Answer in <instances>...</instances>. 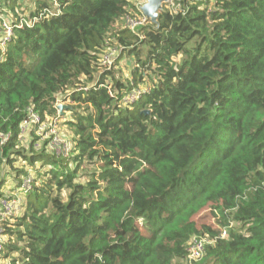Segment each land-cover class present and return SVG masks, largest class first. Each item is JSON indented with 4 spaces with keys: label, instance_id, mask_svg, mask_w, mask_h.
Instances as JSON below:
<instances>
[{
    "label": "trees",
    "instance_id": "trees-1",
    "mask_svg": "<svg viewBox=\"0 0 264 264\" xmlns=\"http://www.w3.org/2000/svg\"><path fill=\"white\" fill-rule=\"evenodd\" d=\"M9 2L14 9L16 1ZM56 2L36 0L31 15ZM175 2L174 9L164 5L159 26L148 19L138 31L116 28L123 17L143 14L129 0H59L61 15L15 28L0 61V132L9 134L6 142L0 136V152L19 142L28 97L48 120L55 77L36 75L38 63L44 76L55 73L60 82L85 74L96 83L70 97L93 109L67 122L80 135L76 169L64 175L41 163L47 179L20 193V210L0 223L1 235H9L0 252L12 264H181L189 241L205 234L214 243L208 241L192 264H264V0ZM109 45L134 54L133 81L101 66L100 49ZM176 53L179 62L171 60ZM148 72L155 82L124 104L122 97ZM33 147L16 156L29 165L47 162ZM141 159L147 167L137 174ZM15 160L8 155L4 166ZM81 167L92 168L87 182L73 185ZM22 175L24 169L14 179ZM53 183L71 188L66 205L53 194ZM6 184L0 177V198L8 194ZM133 195L136 207L121 220ZM210 204L226 238L191 220Z\"/></svg>",
    "mask_w": 264,
    "mask_h": 264
},
{
    "label": "clouds",
    "instance_id": "clouds-1",
    "mask_svg": "<svg viewBox=\"0 0 264 264\" xmlns=\"http://www.w3.org/2000/svg\"><path fill=\"white\" fill-rule=\"evenodd\" d=\"M145 0H129V3H136L137 7H139V3H143ZM223 0H221V3ZM215 7V5H213ZM223 10V9H221ZM45 11L48 13L46 19L51 20L53 16H59L61 15L60 10V4L59 0H57L56 3L52 5V8L45 9ZM0 13H3L5 16V27H7V17H10L11 11L9 10L8 6L6 4L0 3ZM43 15V13H42ZM38 19V18H37ZM37 22L34 20H24V23L28 25L29 28L33 27V24ZM22 26V25H21ZM105 39L104 44L108 45L110 43V40L108 39L109 33H104ZM141 39H143V36H141ZM101 51L108 53L109 58H114L116 55H118L119 52V46L113 47H103L100 49ZM92 55H96V51L94 50ZM182 58L181 53H176L171 57V60L173 62H179ZM105 59L104 56H100L99 60L103 61ZM43 71H46L45 69H41L39 66V63L37 64L36 68L34 69V72L36 75L41 76L44 80H52L53 77H55V81L52 84V87L49 89L48 95L51 98H54V103L52 104L51 108L49 109L50 115L48 116V120L40 124L39 127L36 126L37 121L39 120V116L32 112V108L35 107L34 104L31 103V97H28V105L24 109V111H27L30 114V119L25 121L23 123V131L19 134V142L16 143L12 149H10L8 152H0V177L4 178L7 183L6 192L11 193L14 196H17V200L14 203H18L19 199L22 198L20 196V193L23 192L22 185L18 186V181H33L37 186L42 185L44 180L47 179V177H44L42 175L44 169H40V164H45V169H52L54 171H60L63 169V174L67 175L68 173H71L73 169H76V165L80 163L78 159H74V157H78L80 155V148H79V140L80 135L77 133L76 129L74 127L67 126L64 122L65 121H72L73 124L77 122L78 117H87L89 114V111H92V105L89 104H75L72 111H67L65 115L60 118L58 116V112H52V108H55L56 105L65 103V102H71L70 97L72 93L79 92L83 90L84 93L87 92L88 88H92L96 81L95 79L89 81L87 75L80 74L77 79H73L70 82H60L59 77L53 73L52 76H44ZM93 76L96 75L95 72L92 73ZM125 76L128 75L127 72L124 73ZM47 87V85H44ZM140 91H146V88L143 84L140 85L137 95ZM23 99V97H22ZM126 105H121V107H125ZM15 110V109H14ZM7 119V117H5ZM47 142V143H45ZM36 148L37 151H42L43 154L48 158L47 162L44 160H37L35 164L29 165L27 160L23 159L22 156H16V151L20 149H28L30 145H33ZM105 151H111L109 148H105ZM8 155H13L16 158V166L15 168H9L4 166V161L6 160ZM131 155L130 153L128 154ZM63 157V158H61ZM93 160L96 159V156L93 155L91 157ZM66 164V167H65ZM114 167H117V165H113ZM147 167L146 161L141 159L138 162L137 165V174L143 173L144 169ZM23 168L27 175L26 176H20L16 177V179H13L16 172ZM91 171V167H81L76 170V173L71 181V183L78 184V183H86V178L82 175L85 171ZM122 170V169H121ZM101 186H103V182H101ZM53 194L56 196H59L61 199V202L63 204L68 203L69 199V193L71 191V188L67 185H64L62 187H57L55 183L51 185ZM247 199V197H245ZM88 205L85 204L84 207H87ZM136 207V197L133 195L127 202L126 206L124 207V210L122 214L120 215V219H126L128 218L132 213L133 210ZM45 215L50 214V209L46 208L44 210ZM136 221L140 224L144 223V217L139 216L136 217ZM224 237H227V232L224 233ZM3 239H7L4 237ZM203 243V242H202ZM209 243H214V241H209ZM14 256L19 255V253H13ZM99 255V254H98ZM11 259V258H9ZM0 264H9L8 260L0 262Z\"/></svg>",
    "mask_w": 264,
    "mask_h": 264
},
{
    "label": "built area",
    "instance_id": "built-area-1",
    "mask_svg": "<svg viewBox=\"0 0 264 264\" xmlns=\"http://www.w3.org/2000/svg\"><path fill=\"white\" fill-rule=\"evenodd\" d=\"M146 1L147 0H145V2H143V3H139V7H137L136 3H135V5L138 9L141 10V7L146 3ZM137 2H139V0H137ZM45 9H50V8H45ZM45 9H43L42 11L36 12L35 15H33V16L32 15L22 16L19 19H17L15 22L10 20V19H7V27H5V19L6 18L4 17L3 13H0V61L4 57V54H5L6 48H7V44L12 40V38L15 34V28H24L25 26H28L26 23H24L25 19L38 21L42 17H47L48 13L45 11ZM42 13H43V15H42ZM147 20H148V18L144 14H142L137 19L129 17L127 27L129 29H131L132 31H138L140 26L145 25ZM107 47H112V46H107ZM113 48H115V47H113ZM102 56H104L105 59L103 61H100L101 66L103 68H107V70L112 69L113 64L115 62V59H116V56L114 58H109L108 53H105V52H103ZM147 90L148 89L146 88V91ZM109 91H110V94L113 95V92L111 90H109ZM137 91L138 90L134 89V90L126 93L122 97V102L124 104L133 103L141 96L142 92H146V91H140L139 94L137 95ZM59 105L60 104L56 105L58 111H59V107H58ZM32 112L39 116V120L37 121L36 125L40 126V124L45 123V120H42L39 113L36 112L33 108H32ZM58 116H59V114H58ZM29 119H30V114L28 113V115L21 122V131H23V127H22L23 123ZM0 136L2 137L3 142H6L9 139V134H4V133L0 132ZM32 182L33 181H29V182L23 181L22 187H23L24 192H28L32 189ZM17 198H18L17 196L12 195L11 193H8L5 197L0 198V223L2 221L6 220L9 216L16 214L20 210L21 198L19 199L18 203H14L17 200ZM17 208H18V210H17ZM2 232H3V229L0 225V236H1ZM1 241L2 240L0 239V251L2 249ZM208 241L209 240H206L204 238H192L189 241L187 250H188V258L190 260V263L193 261H198L203 257L205 250H206L205 245H206V243H208Z\"/></svg>",
    "mask_w": 264,
    "mask_h": 264
},
{
    "label": "rangeland",
    "instance_id": "rangeland-1",
    "mask_svg": "<svg viewBox=\"0 0 264 264\" xmlns=\"http://www.w3.org/2000/svg\"><path fill=\"white\" fill-rule=\"evenodd\" d=\"M10 1V0H9ZM35 1L36 0H16V4H18V9L16 12H19L18 10H21L24 9L26 10V14H29V12L34 5H35ZM7 0H0V3H3V4H6L7 5ZM15 6V7H17ZM165 7L169 8V9H174L176 7V2L175 0H169V2H167L165 4ZM9 10H11L10 7H8ZM4 15V14H3ZM5 17V16H4ZM11 17V16H10ZM10 17H7V19H11ZM129 17L130 18H139L140 15H135V16H132V15H128V16H125L123 17L121 20H119V22L117 23L116 25V28L117 29H120V28H124V27H127L128 26V20H129ZM148 22L145 23V25L147 24ZM111 46V45H109ZM116 45H113L112 47H115ZM121 48H119L120 50ZM144 52V51H143ZM122 52L118 55H116V60L114 62V65L112 67V74L115 76L116 79H119L125 83L127 82H130V81H133V76H134V69L137 67V61H136V58L134 56V54H130L128 50H126V53H124V55H121ZM127 72L128 75L125 76L124 73ZM112 77H110V80L112 81ZM156 80V77L155 75L152 73V72H148L145 77H144V80L143 82L139 83V85H134V88L133 90H138L140 85L143 84L145 88L148 89V87L150 85H152ZM61 104H64L65 106H69V107H64L62 110L59 109L58 111V114H59V117L62 118L65 113L67 111H72V107L75 105V103H73L72 101L71 102H65V103H61ZM59 107V106H58ZM47 120H45L46 122ZM68 121H65L64 123L68 125L67 123ZM37 127H39L38 125H36ZM70 127V126H69ZM47 143V142H45ZM33 145H30L28 149L24 150V149H21L23 150L24 153L26 154H30L31 153V148H32ZM35 151L36 148L33 147ZM37 152H41V151H37ZM24 159V157H22ZM26 160V159H25ZM16 166V160L14 161V165H7L6 167H9V168H15ZM20 170H23V168H21ZM86 172V171H85ZM85 172L82 174L84 176ZM17 174V172H16ZM15 174V175H16ZM15 177V176H14ZM13 177V179H14ZM87 178V176L85 177ZM29 182V181H27ZM6 187H7V184L5 185V192H6ZM9 193V192H7ZM18 210V208H17ZM219 216L216 214L215 212V209H214V206L212 204L210 205H207L205 207H203L201 210H199L198 212H196L191 220L194 221V223L197 225V227L201 230L203 229V226L204 225H209V226H212L213 228L215 229H219V230H222L221 229V225L219 223ZM235 226V225H234ZM227 232L226 228L222 230V234L224 235V233ZM4 237H6L7 239H3ZM193 238H204L206 240H208L209 238V235L208 234H205L203 236H194ZM0 239L2 241H8L9 240V235L5 234L4 235H1L0 236ZM11 258V259H9ZM5 260H8L9 261V264H12V257H6L5 256V253L3 252H0V262L2 261H5ZM180 263L181 264H192L190 263V260L189 258H184V260H180Z\"/></svg>",
    "mask_w": 264,
    "mask_h": 264
},
{
    "label": "water",
    "instance_id": "water-1",
    "mask_svg": "<svg viewBox=\"0 0 264 264\" xmlns=\"http://www.w3.org/2000/svg\"><path fill=\"white\" fill-rule=\"evenodd\" d=\"M167 2H169V0H147L141 7V11L153 24L159 26V16ZM64 107L69 106H65L64 104L59 105L60 110ZM145 112L148 113L149 110H145Z\"/></svg>",
    "mask_w": 264,
    "mask_h": 264
},
{
    "label": "crops",
    "instance_id": "crops-1",
    "mask_svg": "<svg viewBox=\"0 0 264 264\" xmlns=\"http://www.w3.org/2000/svg\"><path fill=\"white\" fill-rule=\"evenodd\" d=\"M16 1V0H15ZM7 3V6H8V4L10 3L9 1H7L6 2ZM18 4H16V2H14V6H17ZM36 6H37V4H36V1H35V5L31 8V9H29V10H31L30 12H29V14H26V10H24V9H22L21 8V10H18L19 12H16L17 11V9H18V6L17 7H14V9L13 8H11L10 6H8V7H10L11 8V19L10 20H12V21H16L17 19H19L20 17H22V16H28V15H31L32 14V11L33 10H35V8H36ZM116 47V46H115ZM119 53V52H118Z\"/></svg>",
    "mask_w": 264,
    "mask_h": 264
}]
</instances>
